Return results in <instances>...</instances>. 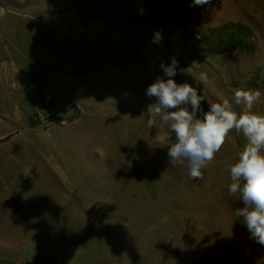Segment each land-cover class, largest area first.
Instances as JSON below:
<instances>
[{"label":"rangeland","instance_id":"rangeland-1","mask_svg":"<svg viewBox=\"0 0 264 264\" xmlns=\"http://www.w3.org/2000/svg\"><path fill=\"white\" fill-rule=\"evenodd\" d=\"M18 1L29 6L0 0V39L70 90L0 150V264H264L228 191L246 138L231 131L192 179L187 161L169 163L175 135L146 94L175 58L172 79L205 96L204 112L226 98L239 113L234 92L251 89L264 115V88H252L264 70V0L162 10L166 0ZM238 24L254 53H209Z\"/></svg>","mask_w":264,"mask_h":264},{"label":"clouds","instance_id":"clouds-1","mask_svg":"<svg viewBox=\"0 0 264 264\" xmlns=\"http://www.w3.org/2000/svg\"><path fill=\"white\" fill-rule=\"evenodd\" d=\"M210 0H193L194 5H204ZM162 35L156 32L154 43H160ZM178 62L172 59L170 65L161 64L167 80L158 77L146 90L149 97H156L157 103L149 107L153 117L170 125L175 143L168 149L169 163L173 166L188 162L189 176L202 179V169L211 162L224 145L229 133L235 130L246 138V144L239 153L238 161L230 166L228 191L243 202V207L234 212L243 219L250 238L264 245V115L253 112L261 97L259 90L237 89L235 104L244 109L237 112L228 99L210 103L204 112L197 89L188 83L178 84L172 77L176 74ZM191 105V111L188 109ZM170 109H176L169 111ZM201 112V118H197Z\"/></svg>","mask_w":264,"mask_h":264},{"label":"crops","instance_id":"crops-1","mask_svg":"<svg viewBox=\"0 0 264 264\" xmlns=\"http://www.w3.org/2000/svg\"><path fill=\"white\" fill-rule=\"evenodd\" d=\"M69 85L54 86L37 65L4 38L0 39V150L11 144L31 118L48 116L67 97ZM0 157V162L6 159Z\"/></svg>","mask_w":264,"mask_h":264},{"label":"trees","instance_id":"trees-1","mask_svg":"<svg viewBox=\"0 0 264 264\" xmlns=\"http://www.w3.org/2000/svg\"><path fill=\"white\" fill-rule=\"evenodd\" d=\"M184 6L189 8H200L201 5H194L193 0H166V2L159 7V10L167 7ZM221 31L224 32L223 36L218 38V42L209 49V53L214 55H224L233 52H242L246 54H252L255 51V46L250 42L252 39L251 30L243 24L231 25L224 27ZM81 70V60H77L75 64V73L77 76L80 74L78 71ZM252 88H264V70L255 74L254 80L252 81ZM77 120L73 117L70 122ZM250 236V234L248 233ZM262 247L264 245H261Z\"/></svg>","mask_w":264,"mask_h":264},{"label":"water","instance_id":"water-1","mask_svg":"<svg viewBox=\"0 0 264 264\" xmlns=\"http://www.w3.org/2000/svg\"><path fill=\"white\" fill-rule=\"evenodd\" d=\"M7 3L17 10H24L29 6V3L21 4L18 0H7Z\"/></svg>","mask_w":264,"mask_h":264}]
</instances>
